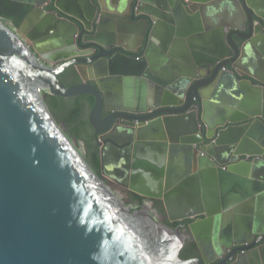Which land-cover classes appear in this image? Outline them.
I'll use <instances>...</instances> for the list:
<instances>
[{"label": "water", "instance_id": "95a60500", "mask_svg": "<svg viewBox=\"0 0 264 264\" xmlns=\"http://www.w3.org/2000/svg\"><path fill=\"white\" fill-rule=\"evenodd\" d=\"M49 2L0 0V264H264V0ZM42 92L93 98L101 178Z\"/></svg>", "mask_w": 264, "mask_h": 264}, {"label": "trees", "instance_id": "16d2710c", "mask_svg": "<svg viewBox=\"0 0 264 264\" xmlns=\"http://www.w3.org/2000/svg\"><path fill=\"white\" fill-rule=\"evenodd\" d=\"M65 74L70 75L71 80L69 82L64 81L63 76ZM59 80L65 87H71L81 83L76 71L72 68L66 70L59 77ZM43 102L67 138L73 143L81 142L83 144L84 152L81 155L95 175L101 178L100 149L95 134L88 123V115L94 105L93 98L90 96H81L62 99L44 94ZM146 202L147 199L133 195L127 205H132L133 211H139ZM158 204L160 203L158 202ZM189 223H173L166 224L165 226L174 229L178 225L186 226ZM185 249H187V253L181 254L180 258L182 260H190L198 255L197 247L192 240L187 241Z\"/></svg>", "mask_w": 264, "mask_h": 264}, {"label": "flooded vegetation", "instance_id": "af4514ba", "mask_svg": "<svg viewBox=\"0 0 264 264\" xmlns=\"http://www.w3.org/2000/svg\"><path fill=\"white\" fill-rule=\"evenodd\" d=\"M56 3V0H50V2L48 4H45V8H47L50 12H53L54 10V5ZM5 25H7V22H3ZM71 69V68H70ZM73 69V68H72ZM245 69H247L249 71V68H247V66H245ZM68 70V69H67ZM66 72V71H65ZM64 72V73H65ZM63 73V74H64ZM62 74V75H63ZM63 79L64 81L66 82H69L71 80V77L69 74H65L63 76ZM105 116L107 115L106 113L104 114ZM75 143V142H74ZM77 143H75L76 145ZM78 145L80 147L83 146V144L81 142L78 143ZM105 184H107V186H109V188L112 190V192L119 198H124V200L126 201L127 204H129V201H130V198L134 195L132 194L131 192L121 188L120 186H118L117 184L111 182V181H108V180H104ZM159 201H150V200H147V202L141 207V210L142 209H146L147 210V213L149 216H151L155 221L163 224V225H166V224H171L169 223L168 221V218L166 216V213L164 211V208H163V205L161 202H159L162 206L160 207V204H158ZM130 206L131 209H133L132 205H128V207ZM163 211V212H162ZM197 219L193 220V222H196ZM192 222V223H193ZM191 224V222L189 223ZM174 229H179L181 232H183L185 235L188 236V240L187 241H190L192 239V236L188 233V232H185V228L182 226V225H178L176 227H174ZM186 247V245H185ZM184 249L182 250L181 254L182 253H187V249ZM199 257V254L195 257H193L192 259H195Z\"/></svg>", "mask_w": 264, "mask_h": 264}, {"label": "crops", "instance_id": "0c3cea01", "mask_svg": "<svg viewBox=\"0 0 264 264\" xmlns=\"http://www.w3.org/2000/svg\"><path fill=\"white\" fill-rule=\"evenodd\" d=\"M202 28L204 29V26H202ZM205 30V29H204ZM204 30H203V34H204ZM167 33H168V30H163V31H161V35L162 36H166L167 35ZM207 33V32H206ZM206 35V34H205ZM208 35V34H207ZM206 45V44H205ZM204 45V46H205ZM158 47V46H157ZM209 47H210V41H207V45L205 46V47H202V49L204 50V51H206V50H210L209 49ZM158 49H159V47H158ZM176 56V55H175ZM179 56V55H178ZM114 90H116V89H114ZM147 90V89H146ZM134 92H138V91H136V88H135V91ZM142 92H144V91H142Z\"/></svg>", "mask_w": 264, "mask_h": 264}, {"label": "rangeland", "instance_id": "374dc122", "mask_svg": "<svg viewBox=\"0 0 264 264\" xmlns=\"http://www.w3.org/2000/svg\"><path fill=\"white\" fill-rule=\"evenodd\" d=\"M45 94V92H42V95H44ZM76 147H77V149L79 150V152L81 153V154H83V152H84V146H82V147H80L79 145H78V143L76 144ZM119 198V197H118ZM119 200L125 205V206H127L128 207V205H127V203H126V201L124 200V198L122 199V198H119ZM130 207V206H129ZM133 208V207H132ZM187 239H188V236H187Z\"/></svg>", "mask_w": 264, "mask_h": 264}, {"label": "bare ground", "instance_id": "6f19581e", "mask_svg": "<svg viewBox=\"0 0 264 264\" xmlns=\"http://www.w3.org/2000/svg\"><path fill=\"white\" fill-rule=\"evenodd\" d=\"M136 91H138V90L136 89Z\"/></svg>", "mask_w": 264, "mask_h": 264}]
</instances>
